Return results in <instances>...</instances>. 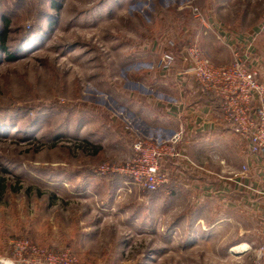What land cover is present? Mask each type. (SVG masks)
Segmentation results:
<instances>
[{
  "label": "rangeland",
  "instance_id": "1",
  "mask_svg": "<svg viewBox=\"0 0 264 264\" xmlns=\"http://www.w3.org/2000/svg\"><path fill=\"white\" fill-rule=\"evenodd\" d=\"M5 16L17 58L0 46V257L264 263L259 241L232 251L263 236L255 215L211 227L227 209L197 183L175 173L148 191L98 170L130 161L139 138L171 136L143 120L171 96L156 84L165 51L179 66L192 46L217 65L238 51L264 83V0H0V30Z\"/></svg>",
  "mask_w": 264,
  "mask_h": 264
},
{
  "label": "crops",
  "instance_id": "2",
  "mask_svg": "<svg viewBox=\"0 0 264 264\" xmlns=\"http://www.w3.org/2000/svg\"><path fill=\"white\" fill-rule=\"evenodd\" d=\"M181 63L170 71H162L156 84L171 96L161 93L169 100L153 101L143 120L169 135L183 130L180 149L189 161L180 159L165 166L181 180L197 183L202 196L208 194L210 199L226 206L225 213L219 214L221 219L210 226L222 220L244 225L255 215L263 236L242 244L259 241L264 246V157L249 153L246 141L223 120L219 101L212 92L206 91L193 74H179L184 66ZM176 91L178 97L174 96ZM245 164L251 169L249 177L240 173ZM198 221L203 222L200 218ZM258 261H264V256Z\"/></svg>",
  "mask_w": 264,
  "mask_h": 264
},
{
  "label": "built area",
  "instance_id": "3",
  "mask_svg": "<svg viewBox=\"0 0 264 264\" xmlns=\"http://www.w3.org/2000/svg\"><path fill=\"white\" fill-rule=\"evenodd\" d=\"M243 54L233 51L231 64L217 65L204 58L197 46H192L184 52V66L179 74H193L206 91L212 92L219 101L223 120L246 141L249 153L264 157V83L260 81L258 71L249 67ZM176 61L174 52L165 51L157 65L162 71H170ZM182 138L181 129L166 139L139 138L134 143L130 161L120 167L102 165L98 170L100 173L120 172L136 185L156 191L170 182L172 174L165 163L188 160L180 149ZM240 173L251 176L250 166L243 165ZM0 264L29 263L0 257ZM47 264L60 263L50 261ZM65 264L78 263L71 259Z\"/></svg>",
  "mask_w": 264,
  "mask_h": 264
},
{
  "label": "trees",
  "instance_id": "4",
  "mask_svg": "<svg viewBox=\"0 0 264 264\" xmlns=\"http://www.w3.org/2000/svg\"><path fill=\"white\" fill-rule=\"evenodd\" d=\"M1 21H3V27L0 30V46H1V50H3V52L5 53L6 59L9 61H12L14 59H16V55H13V53L10 51V49L7 47L6 43L8 41V35H7V27L9 26L10 20L8 19V17H2ZM28 35H24V37L22 38L21 42H23L26 40L27 41V37ZM26 38V39H25ZM20 42V43H21ZM176 55V54H175Z\"/></svg>",
  "mask_w": 264,
  "mask_h": 264
},
{
  "label": "bare ground",
  "instance_id": "5",
  "mask_svg": "<svg viewBox=\"0 0 264 264\" xmlns=\"http://www.w3.org/2000/svg\"><path fill=\"white\" fill-rule=\"evenodd\" d=\"M245 247H247V244H240V245H238L236 247H233L232 251H241V250L245 249Z\"/></svg>",
  "mask_w": 264,
  "mask_h": 264
},
{
  "label": "water",
  "instance_id": "6",
  "mask_svg": "<svg viewBox=\"0 0 264 264\" xmlns=\"http://www.w3.org/2000/svg\"><path fill=\"white\" fill-rule=\"evenodd\" d=\"M187 66H190V65H187Z\"/></svg>",
  "mask_w": 264,
  "mask_h": 264
}]
</instances>
